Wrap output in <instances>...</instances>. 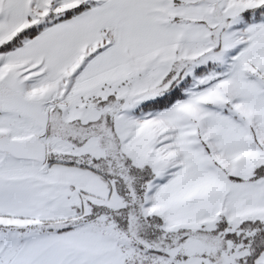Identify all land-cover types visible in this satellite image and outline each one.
I'll return each mask as SVG.
<instances>
[{
  "label": "snow or ice",
  "instance_id": "snow-or-ice-1",
  "mask_svg": "<svg viewBox=\"0 0 264 264\" xmlns=\"http://www.w3.org/2000/svg\"><path fill=\"white\" fill-rule=\"evenodd\" d=\"M0 264H264V0H0Z\"/></svg>",
  "mask_w": 264,
  "mask_h": 264
}]
</instances>
